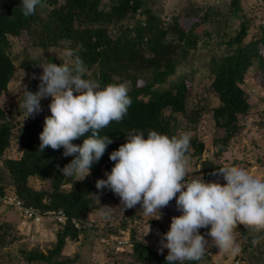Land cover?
<instances>
[{"label":"trees","instance_id":"1","mask_svg":"<svg viewBox=\"0 0 264 264\" xmlns=\"http://www.w3.org/2000/svg\"><path fill=\"white\" fill-rule=\"evenodd\" d=\"M228 7L226 13L212 12L205 7L201 15L194 13L196 20L187 24L186 19L191 17V12L174 15L165 22L144 0H42L28 17L21 14L19 0H0V96L7 89L14 72V64L7 51L10 36L24 38L27 44L43 51L67 49L72 59L78 56L91 70L85 78L96 79L101 85L130 82L127 94L131 105L127 114L121 121H112L100 130V134L107 135L111 143L83 180L63 177L60 168L72 157L62 155V147L53 150L46 146L39 151V133L47 114L32 115L18 127L20 156L3 160L11 178L10 185L25 205L41 212L61 209L68 216L64 223H58L61 228L56 234L55 248L48 255L26 252L28 261L37 259L56 263L51 255L59 252L65 239H76L85 230L82 220L93 204V198L88 195L94 186L88 179L103 178L102 168L110 170L114 162L109 160L108 153L124 143L129 130H141L146 134L148 129H152L169 136L176 135L173 116H166L163 111L169 109L171 114H186L192 74L184 72L182 66L192 60L199 42L202 52L198 55L206 56L204 66L212 76L211 87L219 100V104L212 108V117L216 125L224 129L217 152L221 153L227 147L229 138L238 129V115L245 113L249 105L241 87L246 70L256 64L264 74V23H259L250 36L253 20L238 12L241 10L240 0H230ZM200 9L203 7L195 11ZM137 14H142V18L134 19ZM128 17L134 20L132 24L127 22ZM230 17L238 18L237 28L230 29ZM205 22L210 24L208 30L201 26ZM109 26L117 30L116 36L109 35ZM214 33L220 34L218 41L224 46L222 51H214L209 45L208 40ZM201 34L208 40L203 39L205 42L201 43ZM49 62L62 63V59L48 54L44 60L24 58L19 66L35 74L40 67L38 64ZM38 84L32 78L25 89L35 92ZM196 114L198 112L194 111L192 117ZM11 134L12 126L6 119L5 110L0 109V155L9 145ZM190 137L187 155L201 158L203 142ZM81 142V138L72 141L76 144ZM226 169L223 164L201 160V176L207 182H212L211 177ZM31 176L47 181L49 188H31L27 183ZM63 184L69 187L63 189ZM0 194H4L2 187ZM73 218L80 220L79 228L71 221ZM240 232L246 239L242 251L262 260L256 263H264V230L256 232L242 226ZM2 239L5 241L6 237L0 233V241ZM130 247V255L135 262L166 264L167 253L153 250L138 239H132Z\"/></svg>","mask_w":264,"mask_h":264},{"label":"clouds","instance_id":"2","mask_svg":"<svg viewBox=\"0 0 264 264\" xmlns=\"http://www.w3.org/2000/svg\"><path fill=\"white\" fill-rule=\"evenodd\" d=\"M41 3L42 0H19L21 14L32 15ZM38 65L42 72L37 90L19 92L21 87L17 88L22 120L40 112V99L50 96V115L43 119L38 149L62 147V155L72 157L60 168L63 177L83 180L111 143L100 130L127 114L131 105L128 86L101 85L96 79L85 78L86 68L78 56L69 63ZM4 100L5 97L0 100V109ZM77 138L82 142L72 143ZM190 139L186 132L169 136L152 129L146 134L129 130L124 143L108 153L109 160L114 162L110 170L104 172V178L95 180L97 190L108 189L119 197L121 211L139 204L149 218L158 219L161 216L158 209L175 199L180 214L171 217L168 230L160 234L157 249L168 250L166 264H202L210 246L207 240L219 251L235 256L240 251L234 235L238 224L256 232L264 230V179L238 167L211 177L213 184H208L201 175L186 179ZM220 182L227 187L215 186ZM111 210L112 207L104 205L100 215L107 216ZM209 229L210 235L199 236ZM148 231L149 226L144 234Z\"/></svg>","mask_w":264,"mask_h":264},{"label":"rangeland","instance_id":"3","mask_svg":"<svg viewBox=\"0 0 264 264\" xmlns=\"http://www.w3.org/2000/svg\"><path fill=\"white\" fill-rule=\"evenodd\" d=\"M144 2L165 22L169 21L174 15L191 12V17L186 19V23L190 24V22L196 20L193 17L194 13L201 15L205 7L210 8L212 12L218 10L221 13H226L230 0H144ZM240 5L241 10L238 12L249 16V18L251 17L253 20L254 27L249 30L251 36L257 30L256 26L259 23H264V0H240ZM198 7H203V9L195 11ZM141 18L142 14H137L134 19ZM127 22L132 24L134 20L128 17ZM228 23L230 29H235L238 27V18L230 17ZM201 26L208 30L210 24L205 22ZM108 31L112 37L116 36L117 30L113 26H109ZM218 36L220 34L214 33L212 38L208 40L205 35L201 34L200 41L203 43L208 40L214 51H222L224 46L223 44L219 45ZM203 39L205 41H202ZM198 46L199 50H195L192 60L187 61L182 66L184 72L192 74V79H190L191 91L186 102V114H171L169 109L163 111L164 115L173 116L174 121L172 123L175 126L176 135L186 132L203 142L204 147L201 158L188 155L189 165L186 179L199 178L198 175H201V160L203 159L223 164L228 169L233 167L244 168L250 175L258 179H264V74L260 72L261 70L256 64L246 70L241 87L249 104L248 109L245 113L238 115L237 131L229 138L227 147L223 152L218 153L219 140L224 136V129L214 122L212 108L219 104V100L211 87L212 76L204 66L206 56L201 57L198 55L202 52L200 42ZM7 51L12 58L14 72L7 84V89L0 96V100L5 97L3 109L5 110L6 119L12 126V134L9 145L0 155V187L4 188L5 194L14 196L16 193L10 185L11 178L3 160L20 156L21 150L17 143L19 134L17 129L28 119L22 120L23 111L18 108L21 96L18 95L17 88L21 87L18 91L22 92L32 78L40 83L39 75L42 72V68L39 67L35 74H31L19 66L20 62L24 58H41L44 60L48 54L62 59V63H69L72 58L70 51L65 48H50L43 51L40 47L27 44L24 38L17 39L13 36L9 37ZM86 73L90 74L91 70L86 68ZM123 83L127 84L128 89L130 88L129 81ZM50 100V96L41 98L39 101L41 111L34 115H50L48 109ZM194 111H197L198 114L192 117ZM105 171L104 168L101 169L103 178ZM97 178L98 176L88 179L94 187L88 195L93 198V204L82 220L85 230L76 239L68 237L65 239L59 252L51 255L52 260H55L56 263H46V261L37 259L28 261L25 254L26 252L36 251L48 255L55 248L56 234L60 232L61 226L54 220V217L49 215L41 217L40 223H38L39 221H29L27 214L16 207L6 206L0 201V227H2L0 233L6 237L5 241L3 239L0 241V264H147L133 261V257L130 255L132 251L130 242L132 239H138L157 251L160 247V234L168 230L171 217L180 214V211L176 208L175 199L173 198L166 206L158 209L161 213L158 219L149 218L145 215L143 210L139 209V204L121 211L117 195H114L108 189H96L95 180ZM27 183L36 190L43 187L49 188L47 181H43L36 176L29 177ZM207 183L213 184L215 182ZM215 186L221 189L227 187L222 182L216 183ZM68 187V184H63L61 188L67 189ZM93 194L98 197V200ZM2 196L0 194V197ZM22 203H25L23 199ZM104 205L112 207L110 214L107 216L100 215V209ZM123 223H125V226L122 225ZM148 226L149 231L144 234ZM242 226L238 224L234 233L235 245L240 249L235 256L219 251L212 241L207 240L206 243L210 246L202 264H214V261L229 264V261L234 257L242 258L248 264H258L256 262L262 261L242 251V248L246 245L245 236L240 232ZM210 232L211 229L202 231L199 236L205 238L210 235ZM118 239L126 240V242L122 245L118 244ZM167 251L165 248L162 252L167 253Z\"/></svg>","mask_w":264,"mask_h":264},{"label":"built area","instance_id":"4","mask_svg":"<svg viewBox=\"0 0 264 264\" xmlns=\"http://www.w3.org/2000/svg\"><path fill=\"white\" fill-rule=\"evenodd\" d=\"M0 201L6 205V206H12V207H16L18 208L21 212H23L24 214L28 215V220L34 221V222H38L40 221L41 217H44L46 215L49 216H53L54 220L57 223H64L67 220V214L59 209V210H47V211H43L41 212L39 209H36L35 207L32 206H27L24 203H22V199L18 198L16 195L11 196V194H3L2 197H0ZM74 225L79 228L80 224H79V220L73 218L71 220ZM126 242V240H120L118 239V244H124ZM216 264H224V263H216ZM229 264H247L243 259H239V258H233L231 261H229Z\"/></svg>","mask_w":264,"mask_h":264},{"label":"crops","instance_id":"5","mask_svg":"<svg viewBox=\"0 0 264 264\" xmlns=\"http://www.w3.org/2000/svg\"><path fill=\"white\" fill-rule=\"evenodd\" d=\"M214 262H216V261H214Z\"/></svg>","mask_w":264,"mask_h":264}]
</instances>
